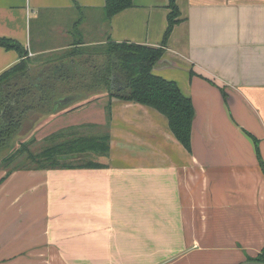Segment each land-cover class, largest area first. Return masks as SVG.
Returning <instances> with one entry per match:
<instances>
[{
	"label": "crops",
	"instance_id": "0c3cea01",
	"mask_svg": "<svg viewBox=\"0 0 264 264\" xmlns=\"http://www.w3.org/2000/svg\"><path fill=\"white\" fill-rule=\"evenodd\" d=\"M176 3L163 46L170 0H133L111 20L106 0H0V37L28 53L0 47V76L29 60L31 82L57 86L61 64L101 66L107 44L163 47L153 74L195 110L191 152L157 111L113 99L104 167L12 174L0 186V264H244L262 253L264 0ZM106 98L55 120L102 122Z\"/></svg>",
	"mask_w": 264,
	"mask_h": 264
},
{
	"label": "trees",
	"instance_id": "16d2710c",
	"mask_svg": "<svg viewBox=\"0 0 264 264\" xmlns=\"http://www.w3.org/2000/svg\"><path fill=\"white\" fill-rule=\"evenodd\" d=\"M132 5L133 0H106L105 16L107 20H111L114 16L131 8ZM169 9L168 27L164 35L163 46L166 45L174 27L179 23L180 17L176 0H170ZM0 47L17 51L21 58L28 56L18 42L10 39L0 37ZM103 49L100 54L105 57V60L101 66L95 61L91 63L80 61L73 66L66 63L61 64L64 70L57 72L62 80L61 85L42 83L36 86L34 81H30L31 77L28 75L29 60H23L0 76V169L4 166L8 167L18 155L28 151L26 145L30 141L25 140L27 136H36L35 133L47 122L71 110L73 106L82 102L73 109L76 111L92 103L90 100L76 101L73 105L65 107L62 102L54 99L56 95L66 96L68 93L81 96L107 94L111 112L113 99L149 107L167 119L170 131L176 140L188 152L192 151V128L195 116L192 100L181 93L175 82L153 74L154 67L164 56L163 47L152 48L130 43H110ZM87 64L91 66V70L84 67ZM61 65L57 64L54 67L61 68ZM56 71L52 68L48 73L52 76ZM22 77L27 78L23 85H20L17 82ZM113 79V84L118 86L115 90L112 85ZM8 86L15 87V89L9 90ZM35 97L39 100H35ZM111 112H109L110 119H112ZM110 141V135L67 141L63 145L47 148L44 152L34 155L33 159L47 155L45 159L49 165L39 164V166L49 169L63 165H66V169L100 168L104 166L95 161L71 166H68V163L84 161L86 157L95 153L108 155ZM65 156L72 158L61 159ZM10 176L9 172L1 178L0 186ZM248 262L264 263V249L261 254L249 259Z\"/></svg>",
	"mask_w": 264,
	"mask_h": 264
},
{
	"label": "rangeland",
	"instance_id": "374dc122",
	"mask_svg": "<svg viewBox=\"0 0 264 264\" xmlns=\"http://www.w3.org/2000/svg\"><path fill=\"white\" fill-rule=\"evenodd\" d=\"M81 19V17H79ZM47 73H44L43 75L46 77ZM49 76V73L47 74ZM48 82V81H46ZM117 85H113V89H117ZM106 98V101L104 100L102 103V113L103 117L102 122L99 121V119L96 122H88L87 119H83L82 116H78L76 118V123L74 125H69L67 127L63 126L62 123L65 122L64 125H66V119H53L55 120L52 124L51 122H47L42 128H40L35 134L36 136L32 137L31 135L27 136L25 139L26 141H30L27 143L26 147L28 148L27 152H22L20 155H18L11 163L8 165V167L4 166L0 169V179L5 177L9 172L12 174H19V173H34V172H45V171H66L65 168L66 165L58 166L57 168L49 169V168H43L40 167L39 164L42 165H49V162L45 159L46 156H42V158H38L34 160L33 156L36 154H39L41 152H44L47 148L56 146V145H63L67 141H73L77 139H86L91 137H97L100 135H109V127H110V117L111 114L109 112V104L110 100L108 98L107 94L101 93L100 95L92 96V105L93 102H95V99H103ZM94 99V100H93ZM90 101V102H91ZM113 101V100H112ZM112 101H111V108H112ZM82 103H79L78 105H81ZM72 107V108H73ZM112 113V112H111ZM61 115V114H60ZM59 115V116H60ZM95 116H99V112H96ZM59 120V121H58ZM58 122V123H57ZM59 125V126H58ZM63 126V127H62ZM58 127V128H57ZM58 135V136H57ZM33 139V141H31ZM32 156V157H31ZM92 156V157H91ZM90 157H86L84 161H76L68 163V166L71 165H77L78 163H88L90 161H96V158L100 157H109L108 155H98L93 154ZM245 264V263H244Z\"/></svg>",
	"mask_w": 264,
	"mask_h": 264
},
{
	"label": "water",
	"instance_id": "95a60500",
	"mask_svg": "<svg viewBox=\"0 0 264 264\" xmlns=\"http://www.w3.org/2000/svg\"><path fill=\"white\" fill-rule=\"evenodd\" d=\"M75 102H76V101H73L72 99H70L69 101L62 102V103L65 105V107H67V106L73 105ZM69 158H72V157H67V156H65V157H62L61 159L64 160V159H69ZM245 264H264V263H259V262H248V263H245Z\"/></svg>",
	"mask_w": 264,
	"mask_h": 264
}]
</instances>
